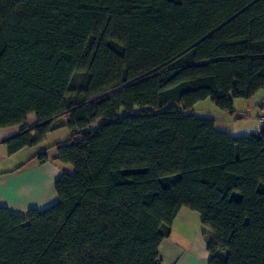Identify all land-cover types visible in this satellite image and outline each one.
I'll return each instance as SVG.
<instances>
[{
  "label": "trees",
  "instance_id": "trees-1",
  "mask_svg": "<svg viewBox=\"0 0 264 264\" xmlns=\"http://www.w3.org/2000/svg\"><path fill=\"white\" fill-rule=\"evenodd\" d=\"M261 90L264 0H0V128L37 119L9 150L68 115L56 147L74 167L56 204L0 206V264H161L183 208L213 233L209 264H264V127L187 112Z\"/></svg>",
  "mask_w": 264,
  "mask_h": 264
},
{
  "label": "crops",
  "instance_id": "crops-1",
  "mask_svg": "<svg viewBox=\"0 0 264 264\" xmlns=\"http://www.w3.org/2000/svg\"><path fill=\"white\" fill-rule=\"evenodd\" d=\"M263 104L264 90H261L249 99H235L233 114L218 109L194 114L213 118L220 132L235 136L248 135L263 129L257 118ZM27 121L19 126L0 128V206L17 214H25L32 208L43 210L56 204L59 201L56 180L64 172H74L72 164L58 158L56 147L72 135L68 115L55 118L53 130L41 141L10 152L6 140L19 134L24 126H35L37 119L32 124ZM246 121L250 122L249 127L237 125V122ZM44 151L49 159L40 162L37 155ZM212 236V231L203 227L199 213L188 208L181 209L174 220L171 234L159 247L161 264H209L207 242Z\"/></svg>",
  "mask_w": 264,
  "mask_h": 264
},
{
  "label": "rangeland",
  "instance_id": "rangeland-1",
  "mask_svg": "<svg viewBox=\"0 0 264 264\" xmlns=\"http://www.w3.org/2000/svg\"><path fill=\"white\" fill-rule=\"evenodd\" d=\"M86 82H87V76H85V74H83V73H77V74H75V76L73 78L72 87L77 88L79 86H85ZM79 100H80V98H78V97H75V96L74 97H70V101L71 102H77ZM214 109L216 110L218 108L215 106V104L210 99H206V100L198 102L194 106V108L187 110V112H192V113L194 112L196 114H201L205 110L213 111ZM32 115L33 116L28 118L27 122L29 124H32V122L36 119V116L34 114H32ZM237 125H244L246 127H249L250 126V122L249 121L237 122ZM246 132L249 133L250 131H246ZM195 213L197 214V212H195Z\"/></svg>",
  "mask_w": 264,
  "mask_h": 264
},
{
  "label": "built area",
  "instance_id": "built-area-1",
  "mask_svg": "<svg viewBox=\"0 0 264 264\" xmlns=\"http://www.w3.org/2000/svg\"><path fill=\"white\" fill-rule=\"evenodd\" d=\"M258 120L261 125L264 127V104L261 107V113L258 115Z\"/></svg>",
  "mask_w": 264,
  "mask_h": 264
}]
</instances>
